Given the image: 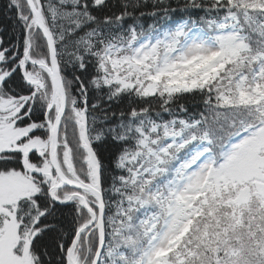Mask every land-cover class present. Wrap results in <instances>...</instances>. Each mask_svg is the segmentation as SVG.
Returning a JSON list of instances; mask_svg holds the SVG:
<instances>
[{"label": "snow or ice", "instance_id": "snow-or-ice-1", "mask_svg": "<svg viewBox=\"0 0 264 264\" xmlns=\"http://www.w3.org/2000/svg\"><path fill=\"white\" fill-rule=\"evenodd\" d=\"M3 12L0 264H264V0Z\"/></svg>", "mask_w": 264, "mask_h": 264}, {"label": "trees", "instance_id": "trees-1", "mask_svg": "<svg viewBox=\"0 0 264 264\" xmlns=\"http://www.w3.org/2000/svg\"><path fill=\"white\" fill-rule=\"evenodd\" d=\"M7 0H0V27L7 28V32L3 33L4 38L8 39L10 33H11V21L8 18L11 16V13H8L7 15L4 14L3 9L6 5ZM102 154L107 155V151L105 149H101Z\"/></svg>", "mask_w": 264, "mask_h": 264}]
</instances>
